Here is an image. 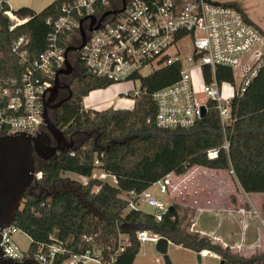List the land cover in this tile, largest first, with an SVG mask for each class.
<instances>
[{
    "label": "trees",
    "instance_id": "16d2710c",
    "mask_svg": "<svg viewBox=\"0 0 264 264\" xmlns=\"http://www.w3.org/2000/svg\"><path fill=\"white\" fill-rule=\"evenodd\" d=\"M66 1L55 0L37 13L24 8L12 11L19 18H28L21 25L13 26L0 12V82L4 86L18 81L24 70L11 50L13 41L28 40L22 51L29 59L36 58L46 49L52 32L46 21L57 18ZM223 4L238 9L249 20L236 3ZM3 10L8 11V5H3ZM177 77L175 66L152 72L141 77L139 95L131 110L110 107L101 111L86 110L83 100L112 83L84 72L74 77L69 85V98L51 118L65 133L75 132L79 144L75 146L73 141L71 151L64 155L37 161L35 166L41 179L25 193L12 224L30 238L29 251L51 243L50 237L60 241L69 252L82 253L91 248L90 243L114 248L120 233L128 237L130 246L117 264H133L140 248L136 233L144 228L175 246L197 254H215L224 264H264V254L243 258L190 232L184 224L187 210L181 212L176 205L162 215L160 222H156L154 214L127 210L122 195L141 194L167 175H183L195 166L231 171L245 194H264V67L246 91L232 101L233 121L226 127H222L213 107L190 128L156 127L151 95ZM217 80L232 82V74L219 68ZM92 131L96 133L94 138ZM225 139L228 150L220 149L217 158L209 160L207 150L220 148ZM96 160L99 165L94 164ZM97 171L113 176L116 182L93 178ZM63 174L77 175L88 182L83 185L63 181ZM63 182L67 185L57 190Z\"/></svg>",
    "mask_w": 264,
    "mask_h": 264
},
{
    "label": "built area",
    "instance_id": "2783aa9c",
    "mask_svg": "<svg viewBox=\"0 0 264 264\" xmlns=\"http://www.w3.org/2000/svg\"><path fill=\"white\" fill-rule=\"evenodd\" d=\"M6 1L0 0V12L13 26L25 23L27 18L17 17L10 9L3 10ZM249 21L238 9L209 0H68L62 4L57 18L46 21L52 32L46 49L36 58L29 59L22 51L28 40L19 38L11 45L24 70L10 86L0 82V138L14 134L35 137L46 131L43 113L56 80L63 85L65 77L84 72L112 84L135 83L141 77L172 66L178 69L177 79L151 95L156 127L190 128L202 118V109L206 114L210 107L216 109L222 127L229 126L233 121L232 101L246 91L264 67V31ZM66 61L72 68L69 75L59 73L66 69ZM219 68L231 72L232 82L217 80ZM144 69L149 73L142 74ZM121 95L125 96L123 104L128 106L122 109L131 110L139 91L130 90ZM228 148L225 139L220 148L207 150L206 157L214 160L220 149ZM94 164L99 165L98 160ZM93 178L116 182L113 176L103 172H94ZM40 179L41 173L37 171L35 180ZM172 183L170 174L158 182L161 196L171 195L168 192ZM124 195L127 210H140L145 204L156 210V222L161 221L170 206L163 198H155L149 189L141 194ZM238 212L242 216L243 234L239 243L194 231L195 220L191 222L190 232L245 258L255 249L243 242L244 232L251 220L257 219V232L264 234V220L255 210ZM15 231L12 225L0 233L3 257L15 261L33 258L41 264H117L130 246L128 237L119 233L114 248L90 243L91 248L75 253L50 237L51 243L24 255L12 240ZM136 237L140 246L156 245L163 238L144 228L137 231Z\"/></svg>",
    "mask_w": 264,
    "mask_h": 264
},
{
    "label": "rangeland",
    "instance_id": "374dc122",
    "mask_svg": "<svg viewBox=\"0 0 264 264\" xmlns=\"http://www.w3.org/2000/svg\"><path fill=\"white\" fill-rule=\"evenodd\" d=\"M213 3H228L233 2L236 3L241 10L244 12L246 17L256 24L260 29L264 31V0H209ZM149 70H142V74H148ZM71 79L70 77L66 78V81ZM65 80V79H64ZM140 89V82L137 80L135 83H121V84H112L109 88L103 90L101 94H96V92L88 95V97L84 98L83 106L84 108L98 111L105 110L107 108L112 107L113 109H122L127 108L123 104L121 95L124 92H128L130 90L138 92ZM201 97H204L203 93L200 92ZM92 103L93 105H91ZM49 117L51 118V114L49 113ZM89 133V132H88ZM85 135L83 134L82 137ZM92 137H96L95 131H92ZM79 144V139L74 140V145ZM73 145V146H74ZM38 160L35 161V164ZM36 167V166H35ZM99 172L97 171L96 174ZM194 178H188L184 181L181 179V182H175L170 184L169 186V194L168 196H161L159 193V184L156 183L149 188V192L155 198H163L170 205H176L180 211L187 210V219L184 222L186 228L190 231L191 222L196 220V229L199 230L201 228L205 230H215L218 225L224 222V216L219 213H210L207 211H199L200 208L206 205V198H215L216 205L220 207H231L236 208L238 211L240 209H244L246 211L255 210L264 220V194H254L248 195L245 194L240 187L238 186L235 177L231 171H221L214 174L203 175V177H199V174H195ZM63 181L70 180L74 181L78 184L85 185L88 180L86 178L77 177L71 174H63ZM67 185L65 182L59 184L58 189H63V187ZM78 192V188L74 187ZM95 190V188L93 189ZM218 193V195H217ZM125 195L121 197L124 198ZM79 199L83 202L81 195L79 194ZM86 205V204H85ZM207 206V205H206ZM21 207V206H20ZM240 208V209H239ZM140 210L155 214L156 210L147 205H141ZM194 218V219H193ZM242 218V216L240 217ZM257 219L251 220V225L255 226V222ZM251 225L247 226L250 227ZM242 224L240 223V219L237 217L234 219V223L224 224L221 229H219V236L224 239V235L227 233L226 230L232 232L236 238L239 237L241 233ZM12 240L17 245L20 253L26 255L29 253V248L31 245L30 238L25 235L23 232L16 230L12 234ZM226 240V239H224ZM234 239H230V243L234 242ZM260 247V246H258ZM255 249L254 254L246 255L245 258H249L256 254L264 253V250L258 251ZM167 255L171 261V264H219L221 258L212 253H204L201 257L200 263L197 261V253L192 252L188 249H184L179 246H175L172 243H168L167 247ZM242 257V256H240ZM244 258V257H243ZM133 264H164L162 256L156 251L155 245L152 243H143L139 252L135 257Z\"/></svg>",
    "mask_w": 264,
    "mask_h": 264
},
{
    "label": "water",
    "instance_id": "95a60500",
    "mask_svg": "<svg viewBox=\"0 0 264 264\" xmlns=\"http://www.w3.org/2000/svg\"><path fill=\"white\" fill-rule=\"evenodd\" d=\"M83 42L84 34H82V44ZM71 71L72 68L66 61V69L59 73L69 75ZM59 89L69 91V85H60L56 80L55 86L50 90L43 113L46 132H40L35 137L26 134H14L0 138V233L12 226L25 193L31 191L37 183L35 180V173L37 172L35 161H50L58 155H64L71 151L73 147V141L65 137L62 129L57 127L49 117L50 110H56L67 100L66 98L59 103H55ZM201 116H205L204 109H202ZM172 208V205H170L168 210ZM167 247L168 240L166 238H161L155 245V249L162 256L164 264H171L167 255ZM197 261L200 263L201 254H197ZM0 264L41 263L33 258H27L23 261L6 259L3 257L0 248ZM219 264H224V261L221 260Z\"/></svg>",
    "mask_w": 264,
    "mask_h": 264
},
{
    "label": "crops",
    "instance_id": "0c3cea01",
    "mask_svg": "<svg viewBox=\"0 0 264 264\" xmlns=\"http://www.w3.org/2000/svg\"><path fill=\"white\" fill-rule=\"evenodd\" d=\"M53 1H55V0H7L6 2H7V5L11 11H17L19 9L24 8V9H28L34 13H37V12H40L41 10H43L46 6L51 4ZM94 92H96V94H94V95H97V94H101V92H103V90H96V91L91 92L90 94H92ZM90 104L93 105L92 103H90ZM95 110H98V109H95ZM219 172H220V170H210L207 168L195 166V167H192L190 170H188L183 175L170 174V176H171V180L173 181V183H175L177 181L181 182V179H183V181H184V178H185V180L188 178L192 179V178H194L193 176H195V174H199V177H203V175H207L209 173L216 175ZM71 175H73V174H71ZM75 176H77V175H75ZM77 177H79V176H77ZM81 178H83V177H81ZM217 195H218V193H217ZM248 195L251 196L254 194H248ZM215 200L216 199L214 197L213 198H206L205 202H206L207 206L205 205L204 207H207V208H200L197 210V212L207 211L210 213H219V214L224 216V222L223 223L226 225L230 224V223L232 225L234 223L235 217H237L238 220L241 219L240 218L241 215L239 214V212L236 208L234 209V208H231L228 206H225V207H223V206L220 207L219 205L217 206L215 203ZM195 221L193 222L194 223V227H193L194 231L200 232L203 234H207V235H214V236L222 238L221 236H219L218 233H219V229H221L223 223L218 225L215 230H205L203 228L197 230ZM257 227H258L257 223L255 222V226L251 225L250 227H248L245 230L243 242L247 246H252V248H254V249H257V247L260 246V247H258V251H260V250H264V234H258ZM226 232L227 233L223 237L224 239H226V241L230 242V239H232V238L234 239L233 240L234 242H232V243H239L241 241V237L243 236L242 227H241V233H240L238 238L235 237L236 234H234L232 232V230H230V231L226 230Z\"/></svg>",
    "mask_w": 264,
    "mask_h": 264
},
{
    "label": "flooded vegetation",
    "instance_id": "af4514ba",
    "mask_svg": "<svg viewBox=\"0 0 264 264\" xmlns=\"http://www.w3.org/2000/svg\"><path fill=\"white\" fill-rule=\"evenodd\" d=\"M68 77H70L71 79H69V80H67L66 81V78H68ZM68 77H65L64 79H63V85H70V82H72L73 81V79H74V77H76V76H74V77H71V76H68ZM68 96H69V91H67L66 89H59V91H58V96H57V99H56V101H55V103H59L60 101H62V100H64V99H66V98H68ZM63 105V104H62ZM61 105V106H62ZM60 106V107H61ZM60 107H58V108H60ZM57 108V109H58ZM56 109V110H57ZM56 110H50L49 111V113L50 114H54L55 112H56ZM63 131V133H64V135H65V137H67V138H70L72 141H74V140H77L76 138V133L75 132H72V133H65V131L64 130H62ZM46 132V131H45ZM79 135V134H78ZM53 144H54V142H52Z\"/></svg>",
    "mask_w": 264,
    "mask_h": 264
}]
</instances>
